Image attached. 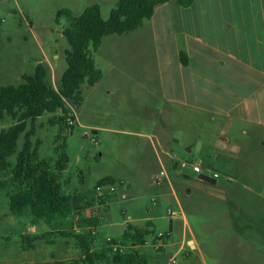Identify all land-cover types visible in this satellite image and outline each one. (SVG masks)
I'll list each match as a JSON object with an SVG mask.
<instances>
[{
	"label": "rangeland",
	"instance_id": "1",
	"mask_svg": "<svg viewBox=\"0 0 264 264\" xmlns=\"http://www.w3.org/2000/svg\"><path fill=\"white\" fill-rule=\"evenodd\" d=\"M64 4L57 0H0V86L18 85L23 76L44 69L46 83L57 88L66 70L64 53L68 49L62 35L66 20L56 16ZM108 10L109 4L104 5V20L108 18ZM119 48L122 52L125 50L124 45ZM130 62V66L115 69L99 66L103 71L98 88L93 90L83 85L81 104L78 107L67 105L68 116L76 113L78 122L71 128L63 130L61 125L54 124L62 116L60 110L44 114L33 122L31 141L33 144L39 141L40 159L55 165L64 143L68 163L61 181L65 192H82L81 195L89 198L101 180L116 179V191L109 195L111 199L104 206H90L99 220L94 228L92 251L100 253L106 248V239L110 238L121 242L122 253L138 254L143 264H264V166L261 178L255 181L253 174L258 172L259 166L257 168L253 161L254 151H257L253 145L247 149L251 162L242 165L250 174L239 177L234 172L233 180H229V175L219 172L214 186L200 182L197 176L178 175L173 162L202 160L196 156L195 147L189 156L185 146L174 147L176 157L164 165L167 179L157 188L152 185L151 175L142 162L144 158L137 145L142 142L140 138L111 131L94 133L90 128L96 124L136 132L135 125L116 122L113 114L129 119L141 112V105L147 100L159 104L156 95L145 94L149 86L150 92L154 91L152 63L147 73L144 70L141 74L136 61ZM138 76H147L149 86L143 84V90L137 91L134 84L135 89L130 90V80ZM107 88L112 91L111 96L105 93ZM12 124V119L5 116L0 121V131ZM203 125V118L196 119L192 124L196 132H191L192 135H201ZM31 127L28 122L27 130ZM190 130L185 127L183 133L186 135ZM23 142L24 135H21L16 153ZM205 151L213 153L210 148ZM15 157L16 154L9 158L11 165ZM200 164L204 173L211 175L210 161ZM0 187H3L0 188L1 260L8 255L22 254L21 234H29L32 218L15 216L9 211V198L14 190L10 171L0 173ZM169 211L173 214L169 215ZM73 215L58 231L72 233L76 228L79 230L76 233L86 232L80 218L76 219L77 213ZM58 231L40 222L37 234H47L38 243L36 264H68L82 258L77 240ZM125 232L149 234L143 246H135L124 239ZM158 235L164 236L162 243L156 239Z\"/></svg>",
	"mask_w": 264,
	"mask_h": 264
},
{
	"label": "crops",
	"instance_id": "2",
	"mask_svg": "<svg viewBox=\"0 0 264 264\" xmlns=\"http://www.w3.org/2000/svg\"><path fill=\"white\" fill-rule=\"evenodd\" d=\"M57 1L66 4L56 14L68 10L75 17L92 5L99 6L103 17V6L109 4L110 13L117 2ZM121 45L125 47L123 52ZM93 59L101 72L103 69L99 66L115 69L130 66V61H136L141 74L144 70L147 73L150 63L154 67V91L150 92L147 76L131 79L129 89H135L134 84H137L140 91L143 84L148 85L146 96L156 95L159 104L147 100L141 105V112L129 119L113 114L116 122L135 125L136 132L113 126H90L94 133L111 131L140 138L142 142L137 145L151 182L157 173L166 172L164 165L174 160L173 149L181 145L185 146L188 156L196 148L195 154L202 161L191 163L201 166L200 163L206 165L210 161L211 173H225L229 180H233L234 172L239 177L250 174L242 165L251 162L247 149L253 145L257 149L253 161L257 168L259 166V173H254L253 177L255 181L261 178L264 166V0H193L187 8L176 2L160 4L137 30L105 37ZM98 86L96 83L91 88L96 90ZM111 92L108 88L105 90L110 96ZM74 115L78 123L76 113ZM198 118H203L204 130L201 135H192L191 132H196L192 124ZM185 127L191 129L186 135ZM207 148L213 149V153L204 152ZM173 163L175 169L178 163ZM83 212L87 217L98 219L91 207ZM73 216L65 219L61 226ZM40 222L32 221L27 230L29 234H21L22 254L8 255L0 264H36L35 252L39 241L45 237L34 242L33 249L27 248L25 241L36 235L46 236L47 233L36 232ZM95 227H85V233L94 232ZM74 231L79 230L74 228ZM105 246H108L107 239Z\"/></svg>",
	"mask_w": 264,
	"mask_h": 264
},
{
	"label": "trees",
	"instance_id": "3",
	"mask_svg": "<svg viewBox=\"0 0 264 264\" xmlns=\"http://www.w3.org/2000/svg\"><path fill=\"white\" fill-rule=\"evenodd\" d=\"M169 2H176L187 8L193 0H117L106 20L102 18L97 5L88 6L76 17L68 10H61L56 16L57 19L64 17L66 20L62 35L68 49L64 53L66 70L61 75L57 88L46 83L44 69L23 76V81L18 85L0 86V121L5 116L13 121L11 126L0 131V173L10 171V180L14 186L9 198L11 214L30 216L33 223L42 221L56 230L65 219L75 213L80 215L85 227L99 224L97 218H84L82 215L83 210L93 205L85 196L67 194L63 190L62 173L68 163L64 143L59 149L61 152L55 165L40 159L39 141L34 144L31 141L34 136L33 122L44 114H54L60 110L62 116L54 124L61 125L63 130L71 128L67 125V105L78 107L82 102L81 87H92L99 82L101 71L95 67L93 54L103 39L137 30L145 20L152 17L156 6ZM28 122L32 124L30 130H27ZM21 135H24V142L21 150L16 153L17 141ZM14 154L15 163L11 165L9 158ZM104 183L115 184L116 180L108 177L98 185ZM107 196L100 198L98 205L111 199ZM59 233L73 236L81 249L82 258L68 264H143L138 254L122 253L110 246L100 253L93 252L95 237L90 231L85 234L75 231ZM148 234L149 232H125L123 237L135 246H143ZM44 237L45 235L28 237L25 241L27 248L33 249V243Z\"/></svg>",
	"mask_w": 264,
	"mask_h": 264
},
{
	"label": "built area",
	"instance_id": "4",
	"mask_svg": "<svg viewBox=\"0 0 264 264\" xmlns=\"http://www.w3.org/2000/svg\"><path fill=\"white\" fill-rule=\"evenodd\" d=\"M74 123H75V115L73 112V113H71V115L67 119V125L69 127H72L74 125ZM174 170L176 171V173L178 175H180L183 178H192V176H197V179L199 180L200 175H206V176H209L215 180L219 178V174L211 173V175H208V174L204 173L201 166H199L195 163H191V162L178 163ZM164 178L167 179V173L164 170H162L153 177V180H152L153 185L160 187L162 185ZM115 191H116L115 185H113L111 183H104V184L98 185V186H96L94 193L91 194L89 196V198H87V201L91 202L93 204L92 206H94L95 204L98 205L97 203H98L100 198L107 196V195H112ZM168 214L172 215L173 212L169 211ZM82 215L84 216V218H89L85 215L84 212H82ZM78 218H80V215H78L76 217V219H78ZM80 220H81V218L79 219V221ZM81 222H82V220H81ZM91 233L94 234L93 231ZM163 237H164L163 235H158L156 237V239L160 243H162ZM107 243H108V246L113 248V250H118L119 252H122V245L119 242H115V241H113V239L108 238Z\"/></svg>",
	"mask_w": 264,
	"mask_h": 264
},
{
	"label": "water",
	"instance_id": "5",
	"mask_svg": "<svg viewBox=\"0 0 264 264\" xmlns=\"http://www.w3.org/2000/svg\"><path fill=\"white\" fill-rule=\"evenodd\" d=\"M199 181L203 182V183H206L208 185H211V186L216 185V180L211 178V177H209V176H206V175H200L199 176Z\"/></svg>",
	"mask_w": 264,
	"mask_h": 264
}]
</instances>
